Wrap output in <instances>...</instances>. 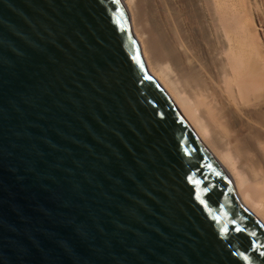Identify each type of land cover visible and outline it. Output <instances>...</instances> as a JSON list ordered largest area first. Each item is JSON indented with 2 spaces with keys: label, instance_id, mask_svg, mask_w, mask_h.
Returning a JSON list of instances; mask_svg holds the SVG:
<instances>
[{
  "label": "water",
  "instance_id": "1",
  "mask_svg": "<svg viewBox=\"0 0 264 264\" xmlns=\"http://www.w3.org/2000/svg\"><path fill=\"white\" fill-rule=\"evenodd\" d=\"M0 264H264L121 0H0Z\"/></svg>",
  "mask_w": 264,
  "mask_h": 264
},
{
  "label": "bare ground",
  "instance_id": "2",
  "mask_svg": "<svg viewBox=\"0 0 264 264\" xmlns=\"http://www.w3.org/2000/svg\"><path fill=\"white\" fill-rule=\"evenodd\" d=\"M148 73L264 225V0H121Z\"/></svg>",
  "mask_w": 264,
  "mask_h": 264
},
{
  "label": "snow or ice",
  "instance_id": "3",
  "mask_svg": "<svg viewBox=\"0 0 264 264\" xmlns=\"http://www.w3.org/2000/svg\"><path fill=\"white\" fill-rule=\"evenodd\" d=\"M233 223H235V221H233ZM234 230H235L236 232H242V231H244L243 229H241V228H239V227L235 228ZM224 231H225V233H226V232L228 231L227 228H225ZM251 235H255V233L253 232V233H251ZM245 259H247V257H245Z\"/></svg>",
  "mask_w": 264,
  "mask_h": 264
}]
</instances>
